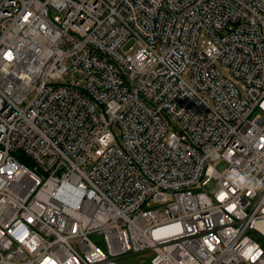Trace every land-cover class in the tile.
<instances>
[{
	"label": "built area",
	"instance_id": "2783aa9c",
	"mask_svg": "<svg viewBox=\"0 0 264 264\" xmlns=\"http://www.w3.org/2000/svg\"><path fill=\"white\" fill-rule=\"evenodd\" d=\"M257 237L264 0H0V264H264Z\"/></svg>",
	"mask_w": 264,
	"mask_h": 264
},
{
	"label": "rangeland",
	"instance_id": "374dc122",
	"mask_svg": "<svg viewBox=\"0 0 264 264\" xmlns=\"http://www.w3.org/2000/svg\"><path fill=\"white\" fill-rule=\"evenodd\" d=\"M128 46L126 47V49L128 48ZM73 74H76V73L67 72L64 75V80H68L69 77H71ZM113 132L116 134L118 132V129L114 128ZM212 165L217 171H220V172H222L223 170H225L228 167V164L225 160H217V161L213 162ZM213 188H214L213 182H210L206 187H204V189H206V190H211ZM135 260H136L135 258H131L130 261H127V263L128 262L133 263ZM146 264H150V263H146Z\"/></svg>",
	"mask_w": 264,
	"mask_h": 264
},
{
	"label": "trees",
	"instance_id": "16d2710c",
	"mask_svg": "<svg viewBox=\"0 0 264 264\" xmlns=\"http://www.w3.org/2000/svg\"><path fill=\"white\" fill-rule=\"evenodd\" d=\"M257 238H258V241L261 243V245L264 247V238L262 237H257Z\"/></svg>",
	"mask_w": 264,
	"mask_h": 264
}]
</instances>
